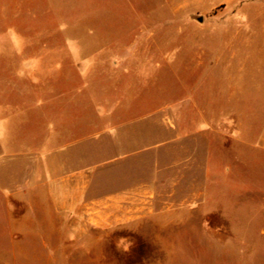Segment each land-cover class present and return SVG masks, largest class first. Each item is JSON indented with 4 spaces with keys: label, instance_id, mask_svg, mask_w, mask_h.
Wrapping results in <instances>:
<instances>
[{
    "label": "rangeland",
    "instance_id": "rangeland-1",
    "mask_svg": "<svg viewBox=\"0 0 264 264\" xmlns=\"http://www.w3.org/2000/svg\"><path fill=\"white\" fill-rule=\"evenodd\" d=\"M59 7L41 40L91 60L74 78L85 120L77 106L76 143L54 162L75 172V207L29 209L38 238L0 264H264V180L241 169L260 156L264 0ZM212 152L232 171L201 188Z\"/></svg>",
    "mask_w": 264,
    "mask_h": 264
},
{
    "label": "crops",
    "instance_id": "crops-1",
    "mask_svg": "<svg viewBox=\"0 0 264 264\" xmlns=\"http://www.w3.org/2000/svg\"><path fill=\"white\" fill-rule=\"evenodd\" d=\"M60 1L0 0V258L28 255L14 241L39 236L27 228L29 209L75 207V172L64 166L60 169L54 162L76 143L77 106L79 122L85 120V106H81L85 94H77L74 78L79 65L86 79L91 60H77L72 43L61 50L38 35L45 28L53 31ZM28 33L35 35L29 38ZM244 145L252 148L251 141L244 140ZM258 147L255 167L245 153L241 169L245 175L260 173L264 180V126ZM206 160V181L201 188H216L219 178L230 177L232 169L214 167L213 162L219 160L216 153H209ZM16 207L25 212L14 219ZM13 226H18L15 233Z\"/></svg>",
    "mask_w": 264,
    "mask_h": 264
}]
</instances>
